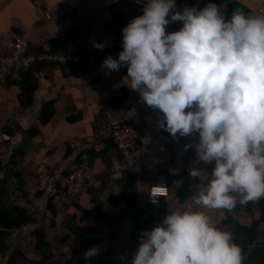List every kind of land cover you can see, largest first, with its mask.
<instances>
[{
    "label": "crops",
    "instance_id": "1",
    "mask_svg": "<svg viewBox=\"0 0 264 264\" xmlns=\"http://www.w3.org/2000/svg\"><path fill=\"white\" fill-rule=\"evenodd\" d=\"M39 1L45 4L43 10L36 5ZM231 2L246 8L247 13L264 5L262 0ZM221 6L226 8V4ZM138 9L122 0H0V48H5L16 37L27 36L36 57L68 54L75 57L65 65L44 62L50 65L36 72L38 86L32 93L33 106L30 108L20 106L22 89L15 81L0 76L1 158L7 160L18 146L25 143V167L36 171L42 158L48 156L51 170L62 176L66 170L81 164H77L79 156V159L84 158L82 163L88 165L85 153L92 151L95 154L92 166L88 165L91 179L84 193L76 198L79 210L74 209L71 202L60 200L54 202L55 217L46 209L47 206L43 210L42 202L48 194L42 199L35 197V176L28 185L29 199L23 205L37 219L35 225L23 230L24 234L34 231V238L37 231L46 233L56 259L58 252L62 251L60 259L68 260L69 264H74L84 253H74L77 241L66 231L72 216L81 228L95 229L94 238L98 241L99 252L91 257L88 264H97V258H104L110 250L120 255L124 253L131 260L138 245L129 237L135 231L129 219L134 213L127 210L120 199L126 192V182L113 172V164L119 160L120 154L110 143L106 123L131 119L139 132L141 140L137 147V161L142 172L137 176L135 189L140 196L136 207L143 212L142 221L150 219L157 224L167 211L175 207H197L192 204L191 197L203 190L208 181V175L196 177L200 183L195 185L188 174V169L194 166L195 153L192 148L185 150L184 145L194 143L195 135L173 139L160 133L155 112L143 102H138V93L124 84L122 77L126 75V67L105 75L100 68L101 58L94 56L100 49L93 47V41L103 42V49L115 46L122 50L121 28L132 17L141 14ZM49 10L52 21L44 18L43 13ZM178 23H170L166 31L177 30L180 27ZM119 51L108 55L116 58ZM120 97L124 102L113 106L111 102L118 101L115 98ZM48 102H53L54 113L50 121L42 125L40 116ZM32 128L38 132L29 137L28 131ZM105 161L109 167L105 166ZM198 166L206 167L202 163ZM185 172L188 175L184 177ZM185 183L189 185L190 195L181 204L177 193ZM151 185L165 186L170 190V197L160 200V208H151L145 202L146 190ZM97 204H100L98 212L95 211ZM162 204L166 207L163 214L159 213ZM200 210L209 214L217 209ZM210 219L215 222V219ZM21 232L16 245L26 252L25 239L30 234L21 237ZM110 234H115L113 239ZM65 235L69 239L62 244L60 242Z\"/></svg>",
    "mask_w": 264,
    "mask_h": 264
},
{
    "label": "clouds",
    "instance_id": "2",
    "mask_svg": "<svg viewBox=\"0 0 264 264\" xmlns=\"http://www.w3.org/2000/svg\"><path fill=\"white\" fill-rule=\"evenodd\" d=\"M139 8L121 28L122 50L100 68L108 75L126 67L124 84L173 139L195 135L184 145L195 153L188 174L210 178L191 197L197 207H175L140 231L131 264H243L234 233L200 209L264 198V14L237 9L226 17L215 0L179 9L176 0H141ZM173 22L180 27L166 31ZM98 252L89 247L85 264Z\"/></svg>",
    "mask_w": 264,
    "mask_h": 264
},
{
    "label": "trees",
    "instance_id": "3",
    "mask_svg": "<svg viewBox=\"0 0 264 264\" xmlns=\"http://www.w3.org/2000/svg\"><path fill=\"white\" fill-rule=\"evenodd\" d=\"M215 2L221 5L226 4V8H222V11L225 13L226 17L237 9L247 13L246 8L239 6L237 3L231 2V0H215ZM176 3L177 6L181 7L185 5L191 6L197 3L200 7H203L204 4L207 3V0H176ZM138 10L141 12V8ZM115 51L119 50L114 46L108 50H99L98 52L94 53V56H98L101 58V60H103L106 55ZM33 53L35 52L32 51L31 48V54ZM52 53H56V50H52ZM48 65L50 64L37 62L33 68L28 71H23L19 78L15 82L13 81L18 87H20V89H22V94L19 101L22 108H30L33 106L32 93L35 92L38 86V80L35 76L36 72ZM115 99H118V101H112L111 103H113V106H119L124 102L121 101V97ZM53 113V102L46 103L43 106L40 116L41 124H47L52 118ZM112 124H117L118 126H131L134 129L136 145L137 147L139 146V142L141 140L140 135H138L139 132L137 131V128L131 119H126L121 122L106 123L105 125L108 131H110V129L113 127ZM157 130L164 136L171 137V135H169V133H167L165 130L159 127H157ZM37 132V129L32 128L28 131V135L29 137H32ZM110 143H112L114 149L119 152L111 138ZM26 155L27 153L25 149V143H23L12 152L7 160L0 157V258L5 261L4 264H60L56 259L54 249L50 245L48 236L44 232L37 231L35 233L31 253H27V249L26 252L21 250L19 246L16 245L17 237L15 238V234H18L29 226L32 227L37 222V219L34 218V213L23 207L24 203L20 204L19 202L16 203L15 201V199H18L19 196L22 198L21 201H28L29 195L31 193L27 191L28 185L36 174L35 170L32 168L25 167L24 161ZM79 157L77 159L78 165L82 163L84 159H79ZM84 157L87 159L88 165L92 166V161L95 157V154H93L92 151H89L88 153H85ZM105 166L109 167V164L106 161ZM70 171L71 170H66L62 173V176H67ZM119 175L121 178H124L126 182V192L120 196V199L125 204L126 209L134 213L129 216V219L133 223L135 231L129 237L133 243L138 244V236L140 231L151 229L155 224L154 221L150 219L142 221L143 212L141 209H137L136 207L140 196L139 193L136 192L135 182L138 180L137 176L140 174L135 175L130 171H126ZM187 175V172H185L184 177ZM182 179L185 180V178ZM191 180L195 185L200 183L199 179L196 177H192ZM188 189L189 185L185 183L182 188L178 190L177 197L181 204H184L190 195V191ZM35 191V197L37 199H42L44 196H46V194L43 192L38 190ZM63 193L64 192L60 190L58 186L50 194H48L47 209L54 217L57 214L54 202L60 200ZM70 202L74 209L79 210V207L76 205V200L73 199ZM160 204L161 202H159L158 205L148 204V206L155 208L159 207ZM99 206L100 204L95 205L96 212H98ZM165 209V205L161 206L159 213H165ZM223 212L224 219L222 220L221 224L218 225V227L231 230L234 233L235 242L239 244L246 253L243 264H264V198H260L256 201H249L243 205L237 203V205L232 210H223ZM242 213H245L250 217H253L259 213V217H257V220H253L251 226H247L241 222L242 218H240V214ZM82 214L86 215V212L83 211ZM111 228L112 227H110V229ZM66 231L69 233V235L74 237L73 239L75 241H77V244L73 248L75 254H78L80 251L85 252L89 247H97L99 245L97 239L94 238L95 229L81 228L78 224H76L75 216L70 218ZM114 236L115 234H112L111 238L113 239ZM68 239V236L65 235L61 239L60 243L63 244ZM112 252L113 250H110L104 258H97V264H121L117 257L120 256V253L114 252V255ZM122 254L124 255V253ZM90 259L91 257L88 258V263ZM127 259L130 260L128 257ZM74 264H85L84 257H78Z\"/></svg>",
    "mask_w": 264,
    "mask_h": 264
},
{
    "label": "built area",
    "instance_id": "4",
    "mask_svg": "<svg viewBox=\"0 0 264 264\" xmlns=\"http://www.w3.org/2000/svg\"><path fill=\"white\" fill-rule=\"evenodd\" d=\"M124 1L141 7V0ZM36 5L39 9L43 10L45 8V4L40 1ZM43 14L45 20L52 21L50 10ZM247 14H264V5ZM73 60H75V57L71 54L65 56L40 55L36 57L31 54V42L29 38L27 36L16 37L5 48H0V76L16 81L23 71L30 70L37 62H50L57 65H64ZM112 125L113 127L109 131L110 138L113 140L120 154V160L113 164V172L119 175L122 172L130 171L132 174L141 175L142 170L139 168L137 161V145L134 129L128 125ZM35 173V186L38 191L50 194L59 186L60 190L65 193L66 198H70L71 200H76V198L84 193L87 183L91 179L89 167L85 162L73 168L67 176H57L51 170L50 159L47 156L42 158ZM168 197L169 190L165 186L151 185L146 190L145 202L151 205H157L160 198ZM114 252L113 250L112 253L114 254ZM117 257L121 264H131V261L127 259V255L122 254Z\"/></svg>",
    "mask_w": 264,
    "mask_h": 264
},
{
    "label": "rangeland",
    "instance_id": "5",
    "mask_svg": "<svg viewBox=\"0 0 264 264\" xmlns=\"http://www.w3.org/2000/svg\"><path fill=\"white\" fill-rule=\"evenodd\" d=\"M180 25V24H179ZM48 157V156H47ZM50 159V158H49ZM207 168H210V166H206ZM210 177H208V179H209ZM63 198V199H62ZM21 197L19 196L18 197V199H15V201H16V203H20V204H25V202H24V200H22L21 201ZM60 199H62V201L64 202H70L71 201V199L70 198H66V195H65V193H63V195H61V198ZM47 202H48V197H46V199L42 202V205H43V210L45 209V207L47 206ZM239 203V202H238ZM240 204V203H239ZM46 209H47V207H46ZM233 214V213H232ZM211 218H213V219H215V224H217L216 226H218V225H220V223H221V221L224 219V212H223V210L222 209H217V210H214L212 213H209L208 214ZM240 216L242 217V222L244 223V224H246L247 226H251V224H252V222H253V220H257L258 218L257 217H259V213H257L255 216H253V217H250V216H248V215H246L245 213H242V214H240ZM30 227V226H29ZM33 230H34V228H33ZM37 230H38V228H37ZM34 231H30V233H29V231H26V234H24V232L22 231L21 232V237L23 236V237H25V236H28V234H30L29 236L30 237H28V239H25V248L27 249V250H29V252H31V250H32V248H33V242H34V238H33V236H34ZM17 237V240L19 239V233L18 234H15V238ZM15 245V244H14ZM61 249V248H60ZM27 253H28V251H27ZM62 255V251H59L58 252V254H57V257H58V259H57V261L58 260H60V262L62 263V262H64L65 261V263H62V264H69L68 262V260L66 261L65 259H60V256ZM5 263V261L4 260H2L1 258H0V264H4Z\"/></svg>",
    "mask_w": 264,
    "mask_h": 264
}]
</instances>
